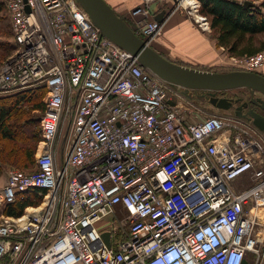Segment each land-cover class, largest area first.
<instances>
[{
	"label": "built area",
	"instance_id": "built-area-1",
	"mask_svg": "<svg viewBox=\"0 0 264 264\" xmlns=\"http://www.w3.org/2000/svg\"><path fill=\"white\" fill-rule=\"evenodd\" d=\"M0 1L15 44L0 62V94L46 85L33 167L0 176V264H258V127L206 113L194 99L202 90L190 96L144 67L77 0ZM160 1L128 13L149 44L163 24L150 5ZM226 62L262 70L264 49ZM244 173L252 183L237 190L232 180ZM32 188L42 190L38 204L3 212Z\"/></svg>",
	"mask_w": 264,
	"mask_h": 264
},
{
	"label": "trees",
	"instance_id": "trees-1",
	"mask_svg": "<svg viewBox=\"0 0 264 264\" xmlns=\"http://www.w3.org/2000/svg\"><path fill=\"white\" fill-rule=\"evenodd\" d=\"M246 1L200 0V11L210 20L217 44L225 47L230 55L253 54L264 49V40L257 39L258 35L264 33V0H248L251 2L248 5ZM172 7L168 6V11ZM5 10V3L0 1V21L5 18ZM2 27L0 35L12 34L9 24ZM14 46V42L0 37V62ZM239 68L229 63L202 66V69L216 71ZM258 72L264 74V69ZM45 92L46 85L42 82L0 94V176L4 168L10 165L22 169L33 167L36 146L41 137L40 119L36 111H42L45 107ZM41 192L40 188L19 192L13 202L4 205L3 212L8 215L20 214L27 205L41 201Z\"/></svg>",
	"mask_w": 264,
	"mask_h": 264
},
{
	"label": "water",
	"instance_id": "water-1",
	"mask_svg": "<svg viewBox=\"0 0 264 264\" xmlns=\"http://www.w3.org/2000/svg\"><path fill=\"white\" fill-rule=\"evenodd\" d=\"M77 1L103 35L129 50L144 67L151 69L162 79L172 85L182 87L186 94L191 96L195 91H210V102L220 108H228L229 102L225 97L215 96L216 91L243 87L250 92L251 99L255 102H257L256 94L264 95V74L246 69H232L229 71L202 69L172 60L138 35L125 17L117 12L107 0ZM250 3L248 0L245 2L246 5ZM26 8L29 10L28 6ZM150 11L154 18L162 21L167 9L163 8L157 11V2H153L150 5ZM260 95L257 98L264 102ZM248 113L254 125L264 130V116L252 109H249ZM103 236L109 242V233L104 232ZM246 263L247 260H244V264Z\"/></svg>",
	"mask_w": 264,
	"mask_h": 264
},
{
	"label": "crops",
	"instance_id": "crops-1",
	"mask_svg": "<svg viewBox=\"0 0 264 264\" xmlns=\"http://www.w3.org/2000/svg\"><path fill=\"white\" fill-rule=\"evenodd\" d=\"M107 1L129 23H132L128 17L130 9L143 2V0ZM173 2L174 0L158 2L157 11L166 8L168 12V6H173ZM151 45L172 60L200 68L221 64L224 61L223 48L217 44V39L208 31H203L179 10L170 11L164 17L161 31L152 40ZM10 166L2 171V179L5 178L7 168Z\"/></svg>",
	"mask_w": 264,
	"mask_h": 264
},
{
	"label": "rangeland",
	"instance_id": "rangeland-1",
	"mask_svg": "<svg viewBox=\"0 0 264 264\" xmlns=\"http://www.w3.org/2000/svg\"><path fill=\"white\" fill-rule=\"evenodd\" d=\"M258 1H260V0H255V2H258ZM175 4L176 3L174 1L173 2V7L171 9L172 11L175 8ZM197 5H198V3L195 4V2H193V1L191 2V4L185 2L184 5H183L184 8H185L183 10V13L189 19L193 20L198 26H199V23H202V26H204L205 28H207L205 30L202 28V30L203 31H208L210 34H212L213 37H215L216 36V33L212 29V27H211L210 20L207 18V15L203 14L200 11L201 2H200V5L199 6H197ZM186 9H188V10H186ZM3 14H5V18L0 21V30H1V28H3L2 26H5L7 24H9L11 26V22L9 20V15H8L7 9L5 10V12H3ZM195 18H197L199 20V23H198V21ZM10 31L12 32V27H10ZM0 37L3 38V39H8V40H10L12 42V34H10V36L0 35ZM257 39H258V41L264 40V33L258 35L257 36ZM222 48H223V52H224V61L221 64H227L226 61L228 59V56L230 57V54L228 53V51L226 50L225 47L222 46ZM245 90H247V89L246 88H243V87L242 88L240 87V88H235V89H228V92L227 93H231V94H233V93H235V94H241ZM194 99H195L196 102H198V103H200L202 105V99H200L198 97H195ZM205 110H206V113H215L216 112L215 110L209 109V108H207ZM36 114L38 116H40L41 111H36ZM65 131H66V129H65ZM232 182H233V185L235 186V188L237 190H241L245 186H248V185H250L252 183V181L249 178V175L247 173L241 174L240 176H238L237 178H235L234 180H232ZM118 215L119 216H122V214H120V213H118ZM260 255H261V257L259 259V263L258 264H264V246L262 248V251H261V254ZM251 258L254 259L255 258V255H251Z\"/></svg>",
	"mask_w": 264,
	"mask_h": 264
},
{
	"label": "flooded vegetation",
	"instance_id": "flooded-vegetation-1",
	"mask_svg": "<svg viewBox=\"0 0 264 264\" xmlns=\"http://www.w3.org/2000/svg\"><path fill=\"white\" fill-rule=\"evenodd\" d=\"M227 92L228 90L216 91L215 96L225 97L229 102L228 108H220L218 106H215L212 102H210L209 100L210 91L202 90L201 92H199L198 95L199 98L202 99V102L206 107L213 109L218 113L231 114L247 120H251L249 118L250 115L248 111L249 109H252L264 116V102L257 98V96L260 95L259 93L255 95V98L257 100V102H255L251 99L252 96L248 90H245L241 94H235V93L231 94ZM260 96L262 97V99H264V95L261 94ZM258 130L264 138V130H261L259 128Z\"/></svg>",
	"mask_w": 264,
	"mask_h": 264
},
{
	"label": "bare ground",
	"instance_id": "bare-ground-1",
	"mask_svg": "<svg viewBox=\"0 0 264 264\" xmlns=\"http://www.w3.org/2000/svg\"><path fill=\"white\" fill-rule=\"evenodd\" d=\"M192 1H193V0H186L185 2L191 4Z\"/></svg>",
	"mask_w": 264,
	"mask_h": 264
}]
</instances>
